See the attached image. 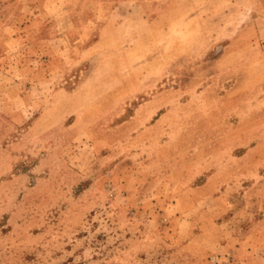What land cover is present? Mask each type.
Instances as JSON below:
<instances>
[{
  "label": "rangeland",
  "instance_id": "obj_1",
  "mask_svg": "<svg viewBox=\"0 0 264 264\" xmlns=\"http://www.w3.org/2000/svg\"><path fill=\"white\" fill-rule=\"evenodd\" d=\"M245 3L231 29L213 0H0V264H198L160 206L205 162L193 182L221 160L233 183L248 165L229 156L261 139Z\"/></svg>",
  "mask_w": 264,
  "mask_h": 264
},
{
  "label": "crops",
  "instance_id": "obj_2",
  "mask_svg": "<svg viewBox=\"0 0 264 264\" xmlns=\"http://www.w3.org/2000/svg\"><path fill=\"white\" fill-rule=\"evenodd\" d=\"M213 1L218 5L216 10L222 13V19L229 21L226 26L231 29L237 25L235 13L239 10V1H246L249 10L256 12L251 14L254 15L251 21L254 34L264 36V0ZM232 32L223 36L231 37ZM219 40H222V37H219ZM221 57L222 55L216 62H219ZM256 114L264 116V108H260ZM259 127L256 131L263 134L256 144H248L243 155L239 157L229 156V163L245 162L248 165L245 172H237L233 183L223 186L220 182L221 160L214 161V171L199 182L193 181L205 175L206 162L196 175L191 176L189 182L184 179L176 181L178 187L170 195L174 202L187 203V207L189 203L193 206L198 204L197 211L201 213L198 217L203 221L191 218L190 215H185L183 219L185 213L176 214L175 211L179 209H174L173 201L166 206H160L163 210L166 208L169 215L159 220L173 223L168 234L169 241L181 245L185 254L191 250L196 251L198 257L195 259L198 264L207 262L205 257L210 253L207 251V243L213 244L214 251H229L241 264H264V124ZM251 131H255V128ZM259 149L262 155L256 157ZM259 166H262L263 170ZM210 180L215 181L212 190L209 187ZM207 201H211V204L200 207Z\"/></svg>",
  "mask_w": 264,
  "mask_h": 264
}]
</instances>
